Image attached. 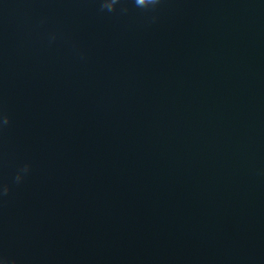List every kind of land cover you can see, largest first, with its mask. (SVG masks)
Returning a JSON list of instances; mask_svg holds the SVG:
<instances>
[{
  "label": "water",
  "instance_id": "95a60500",
  "mask_svg": "<svg viewBox=\"0 0 264 264\" xmlns=\"http://www.w3.org/2000/svg\"><path fill=\"white\" fill-rule=\"evenodd\" d=\"M0 113L8 264H264V0H0Z\"/></svg>",
  "mask_w": 264,
  "mask_h": 264
},
{
  "label": "clouds",
  "instance_id": "9594fccd",
  "mask_svg": "<svg viewBox=\"0 0 264 264\" xmlns=\"http://www.w3.org/2000/svg\"><path fill=\"white\" fill-rule=\"evenodd\" d=\"M116 3V0H113V4ZM163 0H147V5H145V0H135V6L137 8H141L146 12H151L156 10L161 4ZM101 9L106 10L108 12H114L115 9L113 8L112 4L103 3L101 4ZM123 12H127V8L122 9ZM155 19V17H153ZM9 123V118L3 113H0V129H3ZM30 171V165H24L21 169H19L14 177V183L20 184L24 179L25 176ZM10 191V188L7 184H0V197L6 196ZM0 264H8V261L0 257ZM14 264V262H13Z\"/></svg>",
  "mask_w": 264,
  "mask_h": 264
}]
</instances>
